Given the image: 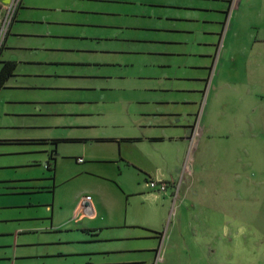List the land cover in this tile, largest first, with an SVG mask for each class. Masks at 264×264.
Masks as SVG:
<instances>
[{
    "label": "crops",
    "instance_id": "1",
    "mask_svg": "<svg viewBox=\"0 0 264 264\" xmlns=\"http://www.w3.org/2000/svg\"><path fill=\"white\" fill-rule=\"evenodd\" d=\"M10 1L0 0V5ZM72 1L103 7L81 11L71 5ZM228 2L21 0L0 54V69L5 62L15 64L13 75L0 90V130L13 127L26 134L0 138V146L19 149L13 155L37 156L25 168L43 166L48 175L45 179L1 182L6 191H0V264H95L94 258L109 260L122 255L121 251L156 254L155 261L164 264L169 257H189V248L202 251L201 258L205 259L199 241H186L187 227H178L179 241H169L159 258L155 244L128 250L111 246L159 240L160 234L152 228L161 215L158 208L165 215L178 188L186 199L199 197L201 183L195 188L192 182L196 171L204 167L194 170L192 166L191 183L184 179L181 183L180 177L203 101L206 99L207 107L200 115L196 154L204 140L222 137L212 121L216 98L224 92L246 101L254 84H264V34L255 23L250 26L253 33L235 32L239 17L252 9L251 1L240 0L238 11L227 22ZM43 11H72L75 15L99 16L104 22L96 24L88 18L81 24L55 21L37 13ZM44 26L102 28L105 35L82 37L96 41V47L92 43L86 48L66 47L52 41L80 39L54 34ZM179 46L189 49L174 48ZM77 53L87 54V60H79ZM126 57L139 64L132 76L127 71L136 65L126 63ZM184 57L197 63L172 66V59ZM172 68H190L193 72L187 78L174 79L165 73ZM79 69L92 72L79 76ZM261 100L260 104L264 103V98ZM4 104L9 112L3 109ZM246 104H240L241 110H246ZM8 117L14 121H7ZM207 147L221 146L203 148ZM149 181L165 183L168 188L164 193L151 191ZM58 190L61 199L45 206L49 210L46 217L9 213L33 208L31 204L12 205L10 197L54 196ZM83 197L90 201L80 207ZM140 197L138 209L132 201ZM137 211L139 216H134ZM141 212H147V219L140 217ZM137 227L152 230L149 236L134 239L127 232ZM98 263L151 264L141 260Z\"/></svg>",
    "mask_w": 264,
    "mask_h": 264
},
{
    "label": "rangeland",
    "instance_id": "2",
    "mask_svg": "<svg viewBox=\"0 0 264 264\" xmlns=\"http://www.w3.org/2000/svg\"><path fill=\"white\" fill-rule=\"evenodd\" d=\"M252 9L245 10L244 17H239L236 22L235 32L246 33L255 32L251 29V24L255 23L259 26L260 33L264 34V0H250ZM240 2V0H239ZM245 2V0H244ZM243 2V3H244ZM81 1H72L71 5L78 7L81 11H97L101 10L103 5L88 3ZM240 4V3H239ZM42 6V5H39ZM234 10L233 13L238 11ZM228 10V9H227ZM64 13L59 11L53 12H37L43 17H48L59 21H77L74 24H81L83 19H92L96 24L104 22L99 16H83L81 14ZM36 13V14H37ZM90 22V21H88ZM44 29L51 30L54 34L70 35L80 40L64 39L63 41H52L56 44L64 45L66 47L75 46L76 48H86L87 45L96 47V41L81 40L86 34H93L94 37L101 38L105 31L102 28H88L81 26H44ZM225 30V29H224ZM233 30V29H232ZM230 29V31H232ZM185 40L186 36H183ZM188 41V40H187ZM189 42V41H188ZM191 47V45H190ZM181 48L183 51L188 50L189 46L174 47ZM75 56L79 60H87V54L77 53ZM126 63H135L133 59H127ZM197 63L193 58H174L171 63L172 66L184 65L187 63ZM134 69H130L127 74L132 76L135 74L133 70L139 66L135 63ZM239 66L240 63H234ZM256 67V66H255ZM257 68V67H256ZM91 73L92 69L82 71L79 69L78 74ZM168 75L175 78H187L193 72L189 69L176 68L165 71ZM85 81V80H84ZM210 81V80H209ZM174 84H176L174 82ZM254 84V83H253ZM252 96H249L246 101L240 99L238 95L229 97L224 92L216 98L212 106L213 118L212 121L216 129H219L222 137L217 136L213 141L204 140V144L200 146L198 154L196 148H188L186 153L185 165L188 164L190 169L194 166L196 171L193 179L188 178L190 174L184 172L180 177V182L193 183L194 187L200 183L199 197L191 196L190 199L183 197V192L178 193L175 201L171 199L167 212L157 215L152 228L154 232L160 234L159 240L152 241H129L127 243L114 244L111 247L119 250H128L127 248H147L150 246L157 247L158 258L160 254H165L164 250L168 249L169 241L178 242L180 231L178 227H187L184 233L186 241H199L204 247L205 259H202V251L198 249L189 248V257L185 258H167L164 264H264V103L261 98H264V84L250 89ZM238 92L240 89L237 90ZM8 98V97H7ZM6 100H2L4 103ZM244 101V102H242ZM205 102L207 103L206 99ZM203 101L199 113L205 112V103ZM246 104V110L239 107L240 104ZM3 109L9 112V106L2 105ZM207 107V106H206ZM252 108V109H251ZM27 109V108H21ZM251 111V112H250ZM9 120V117L7 121ZM9 121H14L10 119ZM232 130V136L229 131ZM58 132V131H57ZM226 133V135H224ZM18 134H26L22 130L13 129L9 127L0 130V138H10L18 136ZM200 138V137H199ZM220 138V139H218ZM219 145L220 148L204 149V146ZM231 146V149L225 148ZM16 147H1L0 146V191H6L1 182L7 180H22V179H42L48 175L45 167L38 166L33 168H25L26 163L31 159H38L37 156L13 155L18 152ZM195 159V165H193ZM215 162V163H214ZM214 163V165H213ZM197 182V183H196ZM200 182V183H199ZM182 183V182H181ZM203 183V184H202ZM34 184V183H33ZM48 185V183H42ZM180 185V184H179ZM70 187V186H67ZM65 187L64 189H66ZM63 189V188H62ZM61 189V190H62ZM58 190L54 196L47 193L35 194L28 197H10L11 204L33 205V208H23L9 210V213L27 216L46 217L49 215V210L45 207L50 205L52 200L58 202L61 199V193ZM64 191V190H63ZM144 200V199H143ZM148 204H155L150 199H145ZM142 197L136 198L132 201V205L140 208ZM158 206L160 204L158 203ZM137 210V209H136ZM140 216L147 219V212H141ZM134 216H139V212L134 213ZM20 229L27 227H18ZM37 228V227H32ZM151 228V227H149ZM149 228L137 227L129 230L128 235L134 239L145 238L149 236ZM2 230V227L1 229ZM185 231V230H184ZM119 236L120 233H114ZM34 237V236H31ZM22 240V239H21ZM155 247V248H156ZM120 256H111L110 261L106 258H94L93 263L98 262H122L133 261L139 262L147 261L151 264H162L160 261H155L156 254H140L135 255L128 251H121ZM164 252V253H163ZM197 252V254H195ZM161 256V257H162ZM168 256V254L166 255ZM198 258V259H197Z\"/></svg>",
    "mask_w": 264,
    "mask_h": 264
},
{
    "label": "built area",
    "instance_id": "3",
    "mask_svg": "<svg viewBox=\"0 0 264 264\" xmlns=\"http://www.w3.org/2000/svg\"><path fill=\"white\" fill-rule=\"evenodd\" d=\"M21 0H11L9 4L7 5H0V54L1 51L3 50V47L5 45L7 36L10 32V28L14 22L15 16L17 14V11L20 7ZM239 4V0H229L228 4V10H227V22L230 19L231 15L233 14L234 10L237 9ZM226 22V24H227ZM200 117L196 121V123L193 125V128L191 130V135L189 136V148L194 150L197 146V142L199 140V135H200V123H199ZM79 163L82 162L81 159L78 160ZM187 173L190 174V167L188 164H186L183 168V174ZM148 188L151 191L158 192V193H164L166 192L168 186L165 183H158V182H153L149 181L147 183ZM177 191L175 192V195L173 196V201L177 198ZM89 197H83L81 198L79 202L80 207H85L86 205L89 204Z\"/></svg>",
    "mask_w": 264,
    "mask_h": 264
},
{
    "label": "trees",
    "instance_id": "4",
    "mask_svg": "<svg viewBox=\"0 0 264 264\" xmlns=\"http://www.w3.org/2000/svg\"><path fill=\"white\" fill-rule=\"evenodd\" d=\"M15 64L11 62L3 63L0 69V90L3 88L6 81L13 75Z\"/></svg>",
    "mask_w": 264,
    "mask_h": 264
},
{
    "label": "flooded vegetation",
    "instance_id": "5",
    "mask_svg": "<svg viewBox=\"0 0 264 264\" xmlns=\"http://www.w3.org/2000/svg\"><path fill=\"white\" fill-rule=\"evenodd\" d=\"M228 4H229V2H228ZM228 9V8H227ZM226 14H227V11H226Z\"/></svg>",
    "mask_w": 264,
    "mask_h": 264
}]
</instances>
